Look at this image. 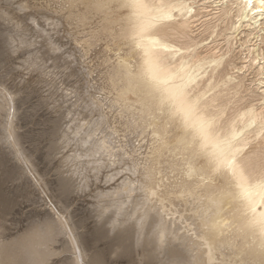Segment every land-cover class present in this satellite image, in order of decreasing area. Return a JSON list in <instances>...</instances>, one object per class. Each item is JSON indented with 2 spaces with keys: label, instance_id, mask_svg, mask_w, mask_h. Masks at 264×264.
<instances>
[{
  "label": "rangeland",
  "instance_id": "obj_1",
  "mask_svg": "<svg viewBox=\"0 0 264 264\" xmlns=\"http://www.w3.org/2000/svg\"><path fill=\"white\" fill-rule=\"evenodd\" d=\"M27 1L0 0V39L15 43L18 38L14 34L15 26L23 24L24 18L32 19L29 13L34 11L41 15L45 23L50 22L49 35L53 36L56 42H62L59 46L64 50V55L59 60L52 61L51 71L55 73V78L51 82L47 76L43 75V68L40 69L41 75L37 77L31 70L34 65L29 64V68L19 70L23 73V77L18 74L14 78L12 75L8 76V80L16 90L9 91L8 95L0 94V264H88L89 261L95 260H102L105 264H110L113 260L117 264H194L190 257L194 256L192 252L195 250L196 253L197 250L195 247H192L194 250L190 247L196 235L194 226H189L190 220L187 219V214L173 213L170 205H165L161 209L162 202L147 196L148 180L145 172L148 164H152L150 161L152 154L148 150L152 149L151 134L143 130L144 133L140 128V134L135 135L134 132H128L126 127L120 125L127 120L120 117L122 104L116 101L114 89L108 81L112 65L117 62V54L121 51L117 49L114 42L112 44V41H109L107 36L102 35L105 38L103 40L102 36L94 39V36L90 35L96 24L93 27L92 22L80 23L76 19L79 24L75 22V19H72L73 21L69 19V21L65 13L69 8L65 9L68 5L67 3L65 5L63 0L59 3V0H51L54 3L50 0H31L33 3L32 6L29 5L30 7L19 5ZM225 5L217 4L214 0H195L194 8L200 20L195 23L192 36L199 42L198 50L201 52L206 51V44L214 45L215 43L220 44L224 51H227L228 47L230 49L226 58L231 59L236 68L228 67L233 77L228 85L238 83L239 86L237 93L235 90L227 91V89L222 92L226 118L232 115L236 105L239 108H245L244 105L260 107L259 102L264 100L262 92L264 83H260L262 79L264 81V70L263 74L258 75V68L264 65L262 56L264 42H261V37L258 39L256 37L258 34L264 37V30L259 32L257 29L254 35L248 36L252 28L247 26L251 22L247 18L243 20L245 21L243 26L235 32L232 25L237 20L234 16L236 5L231 2L227 4L229 8L233 6L231 15L224 21H216L219 13L213 15L212 13ZM58 8L63 9L58 10ZM209 21L210 25L214 21L218 24L216 30L208 28ZM263 21L264 15L260 22ZM260 27L264 28V25ZM83 30L87 34L85 31L83 33ZM231 35H233L230 38L231 43H228V37ZM89 38L91 42L96 41L95 52H101L103 46L108 49L104 47L103 53L95 55L94 43H91ZM254 46L257 51L250 53L249 48ZM258 53H260L259 59L252 63L251 59ZM39 55L38 53L37 56ZM98 55L100 58L97 57ZM112 56L114 62H112ZM29 61H32L31 56L24 62L29 63ZM105 61H108L105 65L111 67L109 70V67L105 69L104 65L103 69L101 66ZM69 87L76 90V95L68 94ZM108 87L112 90L109 89L107 92ZM107 97L111 99L114 97L118 105ZM65 110H67L66 115L73 121H80L85 131L92 123L95 124L91 135H100L104 144H108V139L105 137L112 138L115 147L111 153H101L97 159L100 165H103L105 160L109 161L113 171L99 172L94 182V186L99 185L97 192H109L110 195L104 196L102 202H94L93 197H78L72 202L73 231L49 235L42 223L41 215L47 213L49 208L45 205L42 196L37 198V192L43 191L47 195L48 204L59 203L67 207L65 201L60 199L59 192L62 176L67 173L61 171L62 165L57 162L56 148L59 142L55 139L58 118ZM115 112L120 115H118L119 118ZM101 126L104 128L102 134L97 131ZM125 133L129 135L126 136ZM141 136L145 137L140 139ZM139 140H142V144ZM18 151L23 153V160L17 156ZM141 152H144V158ZM138 155H141L143 159ZM137 157L140 161H134ZM122 161L127 162L121 167ZM166 164H161V167L156 166V177L161 176L162 179H167L170 174H173L171 167ZM121 177L123 180H120ZM33 178H35V184L39 185V189L34 186ZM118 180L120 183L116 184ZM109 184H116V187L109 189ZM140 201L144 204L142 205ZM145 202L151 210L146 207ZM24 203H28L29 207L23 208ZM165 228L176 231V237L165 236L162 233ZM187 245L191 246L187 247ZM24 258L26 260L30 258L28 261H31H25ZM206 263L208 264L204 258L201 264Z\"/></svg>",
  "mask_w": 264,
  "mask_h": 264
},
{
  "label": "bare ground",
  "instance_id": "obj_2",
  "mask_svg": "<svg viewBox=\"0 0 264 264\" xmlns=\"http://www.w3.org/2000/svg\"><path fill=\"white\" fill-rule=\"evenodd\" d=\"M59 2L60 0L58 3ZM63 2H65V5L66 3L68 5L65 9L69 8L68 11L65 12L67 13L66 17L68 20L75 19V22L80 21V23L92 22L93 27L95 26L94 24H96L90 35L94 36V39L102 35L107 36L109 41H112V44L114 42L117 49L121 51V53L117 54L118 58L117 60L115 59L117 61L116 63L113 61L116 56L112 54L114 55V57L112 56V62H114L112 68L105 65V63L108 64L107 62L109 60L102 63L103 65H99H101L103 69L104 65L106 66L105 69H107V67H109L108 70L111 68L108 83L114 89L116 95L115 99L117 102H120V104L122 101L126 103L131 111H134L131 106L135 104L136 96L134 93L138 90L140 81L129 82L126 77L123 79L119 78L116 74L119 73L121 68L120 61H126L132 71L136 74H143L146 79L150 80L155 87L163 93L175 92L177 89H192L197 94L206 97L209 102L214 98L222 101V106L226 109L222 92L225 91V89H227V91L235 90V93L238 92V83L228 85L233 80L228 67H232V69L236 68V66H233L232 60L226 58V55L230 51L229 47L227 51H224L223 48L220 47V44L215 43L214 45L206 44L205 52L198 50L199 42L195 41L192 36L195 23L200 20V18H198L199 14L194 8L195 0H112L113 3L127 5V7H117L115 10H96L93 8L80 7V5L85 4L87 0H63ZM63 2L59 5L61 6ZM214 2L217 4H226L220 10L217 9L215 12L213 11L214 13H212V15L219 13L216 21H224L225 18L231 15L233 6L229 8L227 6L228 2L236 5V15L234 14V16H236L237 20L232 25L235 32L243 26L245 22L243 20L247 18L251 20L247 26L252 28L248 36L254 35V31L257 29H259V32L264 30V28L260 27V25H264V21L260 22L264 15V12L259 11L261 7H264V5H261L260 0H251V3H249V0H214ZM32 3H29L28 0L19 5L28 7ZM55 7L56 5L54 8ZM63 8H58V10H62ZM208 8L210 7L208 6ZM76 19L78 21H76ZM209 23L210 21L208 22V28L211 27L216 30L218 24L215 21L212 25ZM177 30H180V34L186 37V47H180L178 44L171 42L170 38L177 35ZM84 31L85 30H83V33ZM88 32H90V30ZM259 32H257V34ZM103 36L102 39L105 40ZM232 36L233 35L228 37V43H231L230 38H232ZM256 37L257 39L261 37V42H264L262 34H258ZM90 38L88 40H90ZM79 39L81 40V38ZM91 41L92 40H90V42ZM91 43H94V41ZM95 43L93 44V48L95 47L94 45H96ZM82 45H80V47ZM109 45L111 46V44H108V46ZM90 46L91 45H89V47ZM98 46L100 45L98 44ZM104 47L105 46H103V50ZM89 49L91 50V48ZM95 49L96 48L93 49L94 52ZM255 50L257 51L256 46L249 48L250 53H253ZM101 52H95V55ZM259 55L260 53L251 59L252 63H255L256 60L259 59ZM262 56L264 58V53ZM97 57L100 58V55ZM104 57L105 56L102 58ZM106 58L108 57L106 56ZM99 65H97V67H99ZM99 69L101 68L99 67ZM263 70L264 65H261L260 68H258V75L263 74ZM110 71H108V73ZM106 72L105 76L108 75ZM105 80L107 79L105 78ZM104 83L103 85H105ZM260 83H264L263 79ZM106 87L104 88L106 89ZM109 89L108 87L107 92ZM262 92L264 95V89ZM109 98L111 99V97ZM109 98L107 97V99ZM113 98L111 102L115 101ZM116 101L114 102L115 104ZM115 114L117 115L116 112ZM262 114L264 113L261 112V107H256L254 105L245 108H239L238 105L234 106L232 115L224 119L223 131L227 132L231 137H234L232 143L235 147L243 149L246 141H251L253 136L259 138L262 133H264V130L260 127V117ZM103 125L105 124L103 123ZM120 125H123L125 128L127 121ZM137 127H139V129L142 128V131H148L152 139V156L150 160L152 164L150 163L147 168L145 167V174L148 180V185H146L147 196L150 199L157 198V200L162 202L161 209H163L165 205H170L173 213L187 214V219L190 220L189 226H194L193 230L196 235V239L193 241L194 243L190 238L192 246L187 245V247H195L197 250L195 253V250L192 248L194 252H191L194 256H189L191 261L194 264H201L205 258L208 264H262L264 255L261 254V246L264 245V225L260 223L259 213L264 212V207H255V211H253L252 208L259 205L260 195L264 194V192L255 186L250 187L247 183H242L239 187L235 188L234 191L226 190L230 194L222 193L220 191L221 186L209 172L202 169L199 165L192 164L186 158L184 150L179 145H176L174 141L166 139L165 130L159 128L154 129L151 125L146 126L143 119ZM128 135L129 134H126V136ZM136 137L139 138V136ZM142 137L145 136H141L140 139H143ZM144 141L146 142V140ZM140 144H142V142ZM139 147H141V145ZM141 149H143V147ZM131 154L133 156V153ZM137 159L138 157L135 158L134 161H140ZM143 162L145 161L143 160ZM164 163H167L168 165H166L171 167V173H173L170 174L167 179H162L161 176H155L157 171L156 166L163 165ZM158 170L160 171V169ZM142 173L144 174V172ZM141 202L142 201H140V203ZM141 204L143 205L144 203ZM141 204L138 205L142 206ZM145 204L146 207L149 208L147 202H145ZM149 209L151 210V208ZM165 229L162 232L165 236L169 237L174 235L176 237V231L170 228L169 230ZM26 257L28 256L26 255ZM24 259L28 261L30 258L28 260H26V258Z\"/></svg>",
  "mask_w": 264,
  "mask_h": 264
},
{
  "label": "snow or ice",
  "instance_id": "obj_3",
  "mask_svg": "<svg viewBox=\"0 0 264 264\" xmlns=\"http://www.w3.org/2000/svg\"><path fill=\"white\" fill-rule=\"evenodd\" d=\"M260 3L264 5V0H260ZM80 7L115 10L117 7L127 5L116 4L112 0H87ZM259 11L264 12V7ZM29 15L32 19L24 18L23 24L15 26L14 34L18 37L15 43L0 39V94L8 95L9 91L16 90L8 76L12 75L14 78L18 74L23 77L19 70L29 68V64L34 65L31 70L37 77L41 75L40 69L43 68V75L51 82L55 78V73L51 71L52 61L59 60L64 55V50L59 46L62 42H56L55 38L49 35L50 22L45 23L37 12H30ZM170 40L180 47H186V37L180 34V30H177V35ZM29 56L32 57V61L25 63ZM120 64V71L116 74L119 78L126 77L129 82L140 81L138 90L134 93L135 104L131 106L134 111H131L126 103L121 102V116L127 120L128 132L138 134L140 129L137 125L142 119L146 126L151 125L154 129L165 130L166 139L179 145L192 164L199 165L209 172L221 186L220 191L224 194H230L226 190L234 191L242 183H247L250 187L255 186L264 192V133L259 138L253 136L251 141H246L243 149L237 148L232 143L234 137L223 131L226 109L222 106V101L214 98L209 102L206 97L192 89L160 92L143 74L132 71L126 61H120ZM68 67L71 68V65L68 64ZM68 94L76 95V90L69 87ZM259 103L261 112L264 113V100ZM66 111L58 118L55 139L59 142L56 148L57 162L62 165L61 171L67 173L62 176L59 186L60 199L65 201L67 207L59 203L48 204L47 195L43 191L37 192V198L42 196L49 208L47 213L41 214L42 223L49 235L73 231L72 202L78 197H93L94 202H102L104 196L110 195L109 192H97L99 185L94 186V182L99 172L113 171L109 161L105 160L103 165H100L97 159L101 153H111L115 147L112 138L105 137L108 144H104L100 135H91L95 124L88 126L85 131L80 121H73L66 115ZM260 121V127L264 130V114L261 115ZM97 131L102 134L103 126ZM149 151L152 152V149ZM16 154L21 160L24 159L22 152L18 151ZM125 162L127 161L121 162V167ZM120 180H123V177ZM120 180L116 184H119ZM33 184L39 189V185L35 184V178ZM116 184H109L108 188H114ZM22 207L28 208L29 204L24 203ZM255 207H264V194L260 195V203L252 208L253 211ZM259 217L260 223L264 225V212H260ZM261 254L264 255V245L261 246ZM88 264L105 262L95 260L89 261ZM110 264L117 262L113 260Z\"/></svg>",
  "mask_w": 264,
  "mask_h": 264
}]
</instances>
